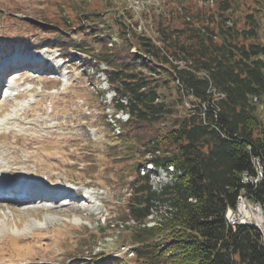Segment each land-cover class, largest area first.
<instances>
[{
  "label": "rangeland",
  "instance_id": "1",
  "mask_svg": "<svg viewBox=\"0 0 264 264\" xmlns=\"http://www.w3.org/2000/svg\"><path fill=\"white\" fill-rule=\"evenodd\" d=\"M154 1L0 0V174L7 172L9 160L20 168L7 172L4 180L13 183H6L0 193V264H102L117 257L135 264L129 232L106 224L118 221L137 166L141 169L150 158L141 145L152 132L127 124L131 131L124 127L122 133L119 121L127 117L116 114L107 68L96 58L108 51L122 63L132 56L148 59L129 39L134 42L133 32L156 37L153 7L160 5L155 14H165L173 5L170 0ZM184 4L205 7L209 13H220L229 4L238 26L252 13L260 18L258 40L264 42V0ZM12 60L17 69L5 68ZM154 78L162 81V75ZM160 92L179 107L171 88ZM258 103L257 114L264 122V96ZM39 189L68 197L52 201L55 212L40 213L33 205L44 201L35 200ZM21 193L22 198H14Z\"/></svg>",
  "mask_w": 264,
  "mask_h": 264
},
{
  "label": "trees",
  "instance_id": "2",
  "mask_svg": "<svg viewBox=\"0 0 264 264\" xmlns=\"http://www.w3.org/2000/svg\"><path fill=\"white\" fill-rule=\"evenodd\" d=\"M170 3L165 14H155L160 5L153 7L156 37L133 32L134 42L129 39L148 59L132 56L122 63L108 51L96 58L107 68L115 111L127 115L119 121L122 133L124 127L131 131L127 124L150 127L141 145L144 156H150L144 163L173 165L176 171L174 180L156 191L149 174L140 175L137 166L118 221L106 226L129 232L135 264H264L258 229H232L224 218L242 190L264 205V122L257 114L264 96L260 18L247 13L238 26L229 4L209 13L184 0ZM168 88L179 107L160 92ZM155 124L162 128L154 131ZM253 157L263 168L255 187L241 182L242 174L255 171ZM129 221L133 225L126 226ZM102 264L128 263L117 257Z\"/></svg>",
  "mask_w": 264,
  "mask_h": 264
},
{
  "label": "bare ground",
  "instance_id": "3",
  "mask_svg": "<svg viewBox=\"0 0 264 264\" xmlns=\"http://www.w3.org/2000/svg\"><path fill=\"white\" fill-rule=\"evenodd\" d=\"M16 60H12L11 62H9V64H7L6 66H5V68H11V66L12 67H15L16 69H17V67H16ZM33 65H35V63H33ZM11 69H13V68H11ZM10 69V70H11ZM1 127V126H0ZM3 130V129H2ZM5 133H7V135L10 137L11 136V133L10 132H6L5 130H3ZM4 134H0V137H2ZM20 137V136H19ZM16 152V151H15ZM15 152H13V153H15ZM14 159H21L20 157H18V156H15L14 157ZM24 163H25V160L23 161ZM251 164H252V166H253V168H254V170L256 171V163H255V161H254V158H251ZM11 166V167H10ZM151 167V166H150ZM17 170H20V168L18 167V165L16 164V162L15 161H11V160H9L8 162H7V166H6V171L8 172V173H10V172H12V171H17ZM7 172L6 173H4V174H0V186H1V183L3 184V182H5V181H3L4 180V178L5 177H7V178H9V176L7 175ZM174 168L172 167V166H169L168 167V169L167 170H164V169H159L158 170V172H157V180H156V182L158 183V182H160V180H161V182H164V183H167V182H170V181H173L174 180V177H173V175H174ZM246 175H247V173H244V174H242V177H241V182L243 183V184H245V181H244V179L246 178ZM1 180H2V182H1ZM10 180V179H9ZM8 180V182H6V183H13L11 180L9 181ZM67 180H64L63 181V183H65ZM56 182V181H55ZM54 182V183H55ZM49 183H51V182H49ZM52 184V183H51ZM74 185V184H73ZM76 185V184H75ZM56 187V186H55ZM57 188H59L58 190L59 191H63L64 189H66V188H64V187H57ZM68 189V188H67ZM69 191H70V193H72V191L69 189ZM53 192V191H52ZM76 192V191H75ZM75 192H73V193H75ZM39 196L37 197V198H35V200H37V201H39V200H44L43 202H36V203H34L33 205L34 206H37V205H39V206H41L40 208H42V207H44V205L46 204V203H52L51 201H55V202H58V201H60V200H64V199H67V195H57V196H52V195H49L46 191H43L42 189H39ZM5 196H6V193H5ZM13 196H14V198H16V199H19V198H22L23 196H24V194L23 193H21V194H13ZM86 196V195H85ZM247 197V194L245 193V191L244 190H242L241 192H239V196H238V199H237V201H236V204H237V202H238V200L239 199H245ZM251 203H258V202H255L253 199H251ZM0 204H4V202H2V203H0ZM54 204V203H53ZM55 206V205H54ZM50 207V206H49ZM54 208L55 207H53V210H54ZM224 218H225V220H226V222H227V224H228V226H229V219H228V208H227V210H226V212H225V215H224ZM242 225H251V226H254V227H256V223L255 222H249V221H242ZM258 230H259V232H260V235H261V238L263 239V241H264V228H262V227H256Z\"/></svg>",
  "mask_w": 264,
  "mask_h": 264
},
{
  "label": "built area",
  "instance_id": "4",
  "mask_svg": "<svg viewBox=\"0 0 264 264\" xmlns=\"http://www.w3.org/2000/svg\"><path fill=\"white\" fill-rule=\"evenodd\" d=\"M253 158L256 163V171L253 174L247 172L244 181L245 185L255 187L263 178V168L260 159ZM228 219L232 229H235L237 225H242V221L255 222L256 227L264 228V205L251 203V197L247 195L245 199H239L233 209L228 208Z\"/></svg>",
  "mask_w": 264,
  "mask_h": 264
}]
</instances>
